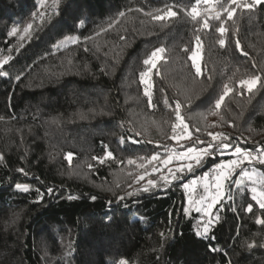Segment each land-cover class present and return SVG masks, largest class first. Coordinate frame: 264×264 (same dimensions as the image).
<instances>
[{
  "label": "trees",
  "instance_id": "trees-1",
  "mask_svg": "<svg viewBox=\"0 0 264 264\" xmlns=\"http://www.w3.org/2000/svg\"><path fill=\"white\" fill-rule=\"evenodd\" d=\"M178 2L191 7L190 0H59L57 9L44 10L36 0H0V59L13 57L4 66L9 76L0 77V264H264V225L256 224L264 210L249 191L241 196L233 188L236 211L228 207L233 201H222L210 231L214 238L203 239L196 235L200 213L185 215L184 183L161 187L159 171L151 172L154 164L161 167L151 156H165V145L183 151L180 145L197 136L211 139L209 132L249 137L243 145L249 149L264 144V87L248 93L240 85L264 68V9L237 10L234 22L225 24L223 48L215 32L219 22L211 20L200 33L197 76L188 58L195 35L190 18L181 12L155 21L147 15ZM29 23L33 28L25 33ZM14 27L18 32L10 35ZM237 37L247 56L236 49ZM159 47L165 52L150 88L156 107L149 108L140 73ZM225 83L234 91L216 110ZM165 96L173 107L175 100L183 105L192 135L182 144L171 139L176 121ZM105 146L112 157L101 164L93 157H105ZM230 158L205 157L192 177ZM255 170L264 178V165ZM17 183L30 191H17ZM142 187L149 191H136ZM248 203L253 213L243 210Z\"/></svg>",
  "mask_w": 264,
  "mask_h": 264
},
{
  "label": "snow or ice",
  "instance_id": "snow-or-ice-1",
  "mask_svg": "<svg viewBox=\"0 0 264 264\" xmlns=\"http://www.w3.org/2000/svg\"><path fill=\"white\" fill-rule=\"evenodd\" d=\"M47 0H36V3L40 7H44ZM57 0H54L56 3ZM191 7L185 6L182 3H173V4H164L163 7L156 9L155 14L147 13L150 15L155 21H168L180 15L182 12L184 16L190 18V20L194 24V41H193V50H191V54L188 57L195 68V73L197 76L201 75L202 68L198 61L201 58V49L203 47V41L200 33L203 30H209L212 25L210 23L211 20L218 21L219 24L215 27V32L219 34V38L217 43L221 48H223L226 44L227 33L229 31L228 28L225 27V24L228 21H233V17L237 14V10H239L241 15L244 14H252L258 8L264 9V0H190ZM174 9H179L176 11ZM214 13V15H208L207 13ZM57 14H59L57 12ZM124 12H120V16H124ZM41 20H43L44 13H39ZM223 17V18H222ZM234 22V21H233ZM82 23V22H81ZM198 26V27H196ZM111 27V25H109ZM33 28V24L29 23L27 27L24 28V32L28 33L30 29ZM107 31V29H105ZM18 32V28L14 27L11 29L10 35H16ZM238 32V29H237ZM99 35V33H97ZM23 39V37H21ZM72 44H76L79 42V37L69 36L67 38ZM86 39H91V37H87ZM121 39H124L122 36ZM235 47L240 51L241 55L247 56L248 53L244 51L241 46V41L237 37L235 39ZM20 47H23L21 45ZM56 49L59 50L61 45H55ZM11 53L12 49L8 50ZM19 49H17V52ZM85 51H88L85 48ZM185 52H188L189 49L187 47L184 48ZM165 52V48L159 47L154 49L150 56L146 58L143 63L147 66L146 70L140 73L141 84L144 85V95L147 97V103L149 108H155L156 104L153 103L152 94L150 92L151 84L145 81V77L148 76V72L152 69L157 68V61L163 59L162 53ZM13 57L11 55L4 56L0 59V77H8L9 72L4 70V66L9 63V61ZM252 67L255 69L257 65L254 63ZM157 74H159L157 72ZM209 80L212 79V76L209 75ZM15 80H20V75L15 76ZM260 84L261 87H264V68L259 69V74L253 73L246 80H241V87H246L248 93H253V90ZM234 89L230 86L229 83H225L223 85V89L218 99L215 100L214 107L216 110H219L225 100V97L232 93ZM238 95H243V93L238 92ZM164 103L167 107L171 108L175 114L176 123L173 125V135L171 139L179 141L181 138H190L192 133L189 132V124L186 122V117L182 112V103L179 100H175L174 107L173 104H169L167 96L164 97ZM215 114V112L213 113ZM223 119V117H221ZM230 127H234V125L230 124ZM179 128V131H177ZM199 131V129H197ZM138 134V133H137ZM187 134V135H185ZM208 135L211 137L209 140H203L199 136L196 137L195 141L191 144L184 146L180 145L183 148V151L176 150L175 147H170L165 145L164 150L166 155L161 156L159 153L153 154L151 156V161H159V163L165 167L173 160L179 159L184 160L185 163L180 167H177L174 171L169 169L170 177L161 176L163 180V184L161 187L166 186L170 183V180H181L183 179V175L186 172L195 171V167H203L204 166V158L205 157H216L218 155L229 154L233 159H230L227 163L220 162L215 164L213 168H211L208 172L204 173L201 177H199L200 181H203V193L198 197H192L191 193L194 191L195 186L198 183L197 179H192L188 183H184L182 186L184 189L189 190L190 199L188 204L190 207H194L196 213H200L201 216L197 220L196 226V235L203 239H212L214 237L210 236L211 227L214 222L219 221V212L223 210L222 201L225 199L228 201H233V203L229 204V210L235 212L236 204L234 201V196L237 194L233 191V188L238 190V193L242 196L244 191L247 190L251 193V200L255 201L256 205H258L259 209L264 210V178L257 181L254 179L256 175L255 166L257 164L264 165V144L257 143L251 149L244 147L243 145L248 144L250 138L244 137L242 135H238L233 137L232 135L219 132V133H211ZM121 143H124L123 138L121 139ZM132 143H138L136 140H132ZM199 145H203V147H199ZM112 152L107 150V146H105V157H93L94 160H97L99 163L103 164L105 162V158H111ZM4 157L0 155V160H3ZM65 159L71 163L73 159V153L69 152L65 155ZM195 161V165L191 161ZM127 163L129 165L133 164L134 161L132 159H128ZM247 165V167H245ZM142 166V165H141ZM91 168L92 165H89ZM240 169L241 179L233 180L236 169ZM251 169V170H249ZM18 172H24L23 168L17 169ZM159 168L154 166L151 168V172H157ZM180 173V175H177ZM145 174H150V172L146 171ZM27 175V173H25ZM144 178L143 175L139 176L136 179V183H139L140 180ZM243 178H247L250 182V186L245 185L243 182ZM148 185L151 187H156L157 183L155 181L149 180ZM132 187V185H129ZM15 189L19 192L27 193L30 191V186L26 184L17 183L15 185ZM136 191L148 192L149 187H142L140 189H136ZM39 193V189H37ZM49 194H51L52 189H48ZM43 193H39L40 199H43ZM127 195H133V192L127 193ZM121 200L124 199L123 196L119 197ZM69 199H76L75 196H70ZM92 200H95L96 197H91ZM217 205H221L220 208H217ZM215 210V211H214ZM247 213H253V204L248 203L247 206L243 209ZM185 215L189 214V209H184ZM256 224L264 225V218L259 216L256 217ZM201 228L203 231H201ZM163 235V233H161ZM249 249L256 247V244L249 243L247 245ZM260 247H264V244H261ZM213 252H219L221 249L211 248ZM120 264H126L124 260L120 261Z\"/></svg>",
  "mask_w": 264,
  "mask_h": 264
},
{
  "label": "rangeland",
  "instance_id": "rangeland-1",
  "mask_svg": "<svg viewBox=\"0 0 264 264\" xmlns=\"http://www.w3.org/2000/svg\"><path fill=\"white\" fill-rule=\"evenodd\" d=\"M58 3H59V0H57V2L56 3H54V0H47V2L45 3V5H44V7H41V8H43L44 10L45 9H57V5H58ZM207 14H214V13H207ZM162 55V57H163V53L161 54ZM201 57H202V55H201ZM162 59H160L159 61H157V64L161 61ZM198 63L201 65V58H200V60L198 61ZM155 69H152L150 72H148V76L147 77H145V81L147 82V83H149V84H151V78H152V73H153V71H154ZM177 131H179V128H177ZM182 139L183 138H181L179 141H176L175 142V144L177 145V144H182ZM201 146V145H200ZM229 156V154H224V155H222V156ZM217 157H219V155L217 156ZM234 157H232V158H230V159H233ZM230 159H225L224 161H221L220 159H219V162H224V163H227ZM194 165H195V161L193 160V161H191ZM185 163V161L184 160H179V159H173L168 165H167V167H165V166H163V165H161V167H158V165L157 164H154V166H156V167H158L159 168V174L162 176H165V177H170V172H169V169H171V170H175L177 167H180L181 165H183ZM247 167V166H246ZM198 168H200V167H198V166H196L195 167V171H193V172H186L184 175H183V179H181V180H170V183L168 184V186L169 185H172V184H174L175 182H182V183H188V182H190L192 179H197L198 180V183H197V185L195 186V189H194V191L191 193V196L192 197H196V198H198L202 193H203V191H204V189H203V181H200L199 180V177H201L203 174H197L196 175V177H192V176H194L193 174L196 172V170L198 169ZM237 169H239V168H237ZM237 169H236V171H237ZM249 170H251V169H249ZM256 171V170H255ZM206 173V172H205ZM177 175H180V173H177ZM192 177V178H191ZM235 176H233L232 177V179L234 178ZM237 179H241V174H240V177H238ZM254 179H256L257 181H259L260 179H262V177L258 174V172L256 171V175L254 176ZM233 180H235V179H233ZM243 182H244V184H246V183H248L249 185L248 186H250V182L247 180V178H243ZM163 183V182H162ZM185 190V193H186V207L185 208H188L189 209V213L190 212H195V210H194V207H190L189 206V204H188V201H189V199H190V193H189V190H186V189H184ZM201 215V214H200Z\"/></svg>",
  "mask_w": 264,
  "mask_h": 264
}]
</instances>
